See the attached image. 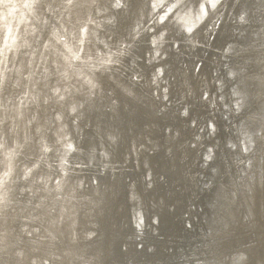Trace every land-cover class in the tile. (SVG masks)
Here are the masks:
<instances>
[{
  "label": "bare ground",
  "instance_id": "1",
  "mask_svg": "<svg viewBox=\"0 0 264 264\" xmlns=\"http://www.w3.org/2000/svg\"><path fill=\"white\" fill-rule=\"evenodd\" d=\"M51 3L41 0L33 9L36 21L48 19ZM231 5L232 0H226L225 7L205 17L199 27L193 17L186 18V27L195 29L191 42L170 30L161 39L164 24L152 22L146 0H128L127 10L109 8L103 18L111 24L103 25L101 35L112 52L123 55L113 56L115 63L96 73L95 94L77 123L69 122L68 133L76 149H67L70 174L42 175V184L21 180L12 186L15 212L8 223L14 230L38 248L48 244L49 233L55 236L56 231L85 237L96 233L99 238L90 243L103 253L104 264H180L179 257L192 251L200 243L201 231L210 226L206 197L196 193L192 180L202 179L206 169H192L203 164V152L213 139L207 135V122L217 118L220 127L223 119L222 106L218 104V111L204 101V91L209 100L214 96L219 100L215 81L229 68L235 70L238 60L233 52L239 44L229 19ZM29 26L37 24L30 20ZM24 27L21 24L18 32ZM38 57L39 53L37 62ZM12 59L9 52L8 69ZM15 59L21 74H10L21 86L9 92L22 95L28 84L23 77L28 75L29 58L17 54ZM185 109L187 115H183ZM21 113L23 135L28 114L23 109ZM10 159L15 161L14 153ZM61 176L65 183L60 193L39 190L43 184L56 188ZM253 211L255 222L245 224V208L239 209L225 247L247 245L256 264L264 260V190L256 191ZM185 225H192L191 230Z\"/></svg>",
  "mask_w": 264,
  "mask_h": 264
},
{
  "label": "clouds",
  "instance_id": "2",
  "mask_svg": "<svg viewBox=\"0 0 264 264\" xmlns=\"http://www.w3.org/2000/svg\"><path fill=\"white\" fill-rule=\"evenodd\" d=\"M40 4L41 0H0V55L4 57L0 61L4 66L0 74V217L4 219L0 225V264H104L103 253L90 243L99 238L96 233L85 237L56 231L55 236L49 233V243L39 248L25 240L8 223L15 212V196L10 193L21 180L37 185L42 184V175L70 174L69 122L77 123L81 110L95 94L96 73L107 71L108 64L115 63L113 56L123 55L122 51L112 52L102 38L103 25L111 24L103 17L109 8L127 10L128 0H109L108 4L101 0H52L47 5L48 19L42 23L33 16V9ZM225 4L226 0H146L152 22L164 24L161 39L165 30H170L189 42L195 39V29L186 27V18L193 17V24L199 27L205 17L215 16ZM229 19L239 44L233 49L238 60L235 70L229 68L215 81L219 100L215 96L209 100L204 91V101L213 108L222 106L223 119L220 127L217 118L207 122V135L213 139L207 142L203 164L192 169H206L202 179L192 180L196 193L206 197L210 226L201 231L200 243L179 257L180 264H253L247 245H225L242 206V222H255V193L264 190V0H232ZM30 20L37 27L29 26ZM21 24L24 30L18 32ZM22 49L27 51L21 53ZM9 52L13 54L11 69L7 68ZM17 54L29 58L28 75L23 77L28 84L23 86L22 95L9 92L21 86L10 74H21ZM157 72L163 75L162 69ZM21 109L28 114L23 135ZM183 115H187L186 109ZM10 153L15 154V161ZM64 183L61 176L56 188L43 184L39 190L58 194ZM185 227L191 230L192 225ZM256 264H264V260L258 259Z\"/></svg>",
  "mask_w": 264,
  "mask_h": 264
},
{
  "label": "rangeland",
  "instance_id": "3",
  "mask_svg": "<svg viewBox=\"0 0 264 264\" xmlns=\"http://www.w3.org/2000/svg\"><path fill=\"white\" fill-rule=\"evenodd\" d=\"M8 68V67H7ZM2 73H3V71H2Z\"/></svg>",
  "mask_w": 264,
  "mask_h": 264
}]
</instances>
